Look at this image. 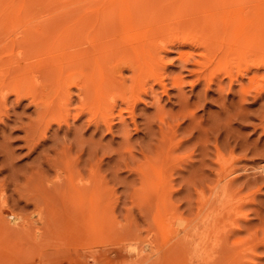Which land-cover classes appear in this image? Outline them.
<instances>
[{"label":"rangeland","instance_id":"374dc122","mask_svg":"<svg viewBox=\"0 0 264 264\" xmlns=\"http://www.w3.org/2000/svg\"><path fill=\"white\" fill-rule=\"evenodd\" d=\"M21 1L28 2L30 6L29 11L27 12L18 11V13H20V24L18 23L19 25L16 27L18 32H16L17 30L14 31L16 28H12V24L0 27V58H3V61L10 57L9 55L11 52L9 51V48L6 46V44H9L8 41L11 37L15 38L16 34L18 33L20 38L17 39V36L16 40H20L22 38V43V40L25 41V39L28 37L29 31L36 30L37 26L46 31L49 25H51V22L54 20L75 13V10L66 8L67 2L69 0ZM226 1L227 0L223 2V5L226 4ZM229 3L230 0H228L226 6ZM189 4H192V2ZM223 5L221 6L222 13L219 12L220 14H218L216 17L217 26L215 29L218 32V40L223 39V32L225 29V23L223 20L231 14V11H229L226 6L223 7ZM176 7L177 6L173 8L176 9ZM215 9L221 11L220 6L218 5L215 7ZM242 12L243 18L246 20V18L250 15L249 3L243 4ZM184 14L186 15L188 13H182L183 18H185L184 21L182 16H180L179 20L181 19V26L182 24L185 25L186 22H188V19L186 16H184ZM0 15H4L5 17L9 18H13L14 16L10 15L9 12H0ZM171 17L170 20L172 19L173 21L166 19L167 22L165 21L164 23L161 20L160 22H162V24L160 25L159 23L158 27L153 26L154 29H149L148 24H146L147 27H144V29H149L148 31L144 30L145 33L149 32L157 34L152 35V37H154L152 41V43H154L153 48L157 52H161V55L166 56L164 59V71L166 76L165 84L167 86V92L166 94L159 93L160 89H157V86H155V89L157 90L154 94L146 93V90L145 93L147 95L144 92L141 94V91L138 93L139 95L136 96V99L142 96V99L140 98L139 102L143 99L144 100L140 103L137 102V104L133 105V107L132 105L130 107L129 105L132 103L127 104V101L125 98H123L126 95L125 97L128 96L129 99L131 98V101H135V97L129 95V92H126V85L128 83V85H130V82L127 80V84H125L124 88L122 89L125 90L123 91L124 93L121 89L116 91L114 90L115 94L113 93L114 99L112 100L115 103H112L111 101L110 105L109 102V105L112 108L111 110L115 109L112 112L113 118L115 116L114 121H116L113 122L115 125V130L113 129V133L114 131L115 133L113 135L107 134L106 132L103 133L104 130H102L96 135H93L92 140L93 128L90 126L83 127L85 122V118H83L75 125L76 128L78 127L75 133L77 134L78 132L79 135H76L78 136V140L73 144V151L67 155L59 153L54 154L55 150L58 152L59 146L63 143L62 140L64 141L63 137L66 133V126L63 127L62 125V131L59 132L57 137L54 135L57 130V125L53 124L52 129L48 133L50 138L46 143V146L43 148L41 147L37 149V152H32L30 154L31 148L27 147L20 139L24 133L19 130L16 131L19 123H15L16 119L14 118L16 117L21 119V117L25 116L21 120H23L22 122L24 123L28 122L29 118H27V116H29L31 119V115H34L33 107L27 108V102H23L21 105H17L15 108L12 95L7 96L8 103H6V101L4 104L5 106L3 105L4 107H2V104L0 105V109L2 110L3 108V112H0L2 113V115L0 114V144L3 145L8 143V145L5 144L6 146L3 145L5 148L1 147L2 145H0V159L2 160L1 157L4 153L8 152L7 154L9 156V153L15 149V152H11L10 156L12 158L10 157L11 159L8 161L10 165L8 162L6 164L8 166H11L12 164L15 166L12 168L10 167L11 170L13 169L11 171L12 174L8 171V167L6 169L5 167H1L5 165H3L5 162H1L0 160V169L7 171L0 173V182L2 181L0 184L2 185L3 183L4 185H0V188L2 187L4 190L3 191L0 189V192H4V196L8 200L7 207L8 209L10 208V211L13 209L15 211L13 213L15 214L22 213V216H28V218L25 219L28 223V228H26L27 231H23L21 228H14L5 225V222L2 225L4 218H0V264H108L110 261L113 262L114 246L112 242L114 241V238H116L115 236H119L118 233L120 230L123 229L125 232H127V230L124 229H128L130 232L134 230L138 233L137 234L135 232V234L142 238H146V234L151 236L152 233L155 236L160 230L159 227L161 225V220L167 219L171 215H181L184 218H188L194 213L195 206L199 200L197 191L202 188L205 190V192H207L206 185L210 182V177H212V175L209 174V170L212 166L210 164H213L214 162L215 165L216 162L213 160L215 159L214 142L216 141H218L217 145L220 148L222 146L225 147H222L224 152L221 149L225 154H223L225 162H227L229 167L234 168L233 172L236 170L233 173V176H236L238 180L230 192V206H226V209H229L230 212V221L232 220L231 222H233L235 219L239 220L237 222H240V220H242V215L247 213L249 220H251L253 223L252 225H256L258 222H260L258 221L259 219L264 221V218H261L264 216L262 215L264 214L262 213L264 212V181H259L258 186L260 185L261 189L259 192L258 190L255 191L253 189L255 186L252 182L249 183L253 186L247 183V178L250 181L253 176V173H251L253 172L251 171V168H253V166H260L262 163H264V155H260L264 152L261 153V151H257L264 148V125H262L259 121V118H257L260 113L259 107L262 103H264V100L258 101L255 104L251 98L243 101L237 92V90H239V83L236 82L233 83L232 93H228L224 86L227 87L226 84L229 83V80L227 77H224V71H222L220 74L214 75L215 77H213V67L206 70L204 69L206 66L208 67V65L205 66L206 62L204 66H199L201 67L200 69H196L199 68L198 66L192 67V65H190L192 61L188 63V67L191 69L195 68V70H199V72L202 71L201 69H204L203 72L205 73L208 71L210 72L213 69V71L210 72L213 78L209 75V72L206 74L201 72V74H203L201 76L202 81L193 85L194 87H192V82L196 80L199 74L195 72L192 74L190 70H184L183 64L179 60L180 52L187 53L188 51L190 52L192 48L188 47L187 45L182 46L180 45L181 43L173 44L174 47L169 46V48H171L169 50L170 52H164V50L159 48L161 47L160 45L164 44L161 43L163 42V39L166 42L172 39L171 36L173 34L177 33L176 29H178L179 21L177 18V21L174 20L175 18L173 14ZM116 18V20L113 18L115 20V27L117 28L115 31L117 34H119L116 38L117 41L111 43V45L115 47V51L111 55V57L114 59L109 60L108 64L114 65V63H116V65H118L120 68L124 67V65L120 64L119 52L127 48H124L123 46H128L130 44L132 45L135 40L136 44H138L137 40L141 42V39H137L135 34H131V32H133L131 24H127V26H125L126 28L124 29L123 25H126V21H120L118 17ZM33 21H36V23H32ZM173 23H175L177 28H173L171 26H175ZM200 25L201 29L199 28V25L194 27L196 28L194 32H197L198 35L200 33L206 32V29L202 27L203 24ZM31 26H34L35 29ZM162 26L163 28L161 29ZM155 27L158 28V30H156ZM39 28L37 27V29ZM166 29L168 32H166ZM11 30L13 36L10 34ZM161 30H164V33L162 32V34H159ZM173 31L174 33H172ZM19 32H22L21 34L23 35L20 36ZM126 32L130 33V36ZM165 33H170L171 35ZM215 35L216 34L211 31L208 33V38L213 36L215 39ZM160 36L162 39L158 38ZM155 37L158 40H156ZM180 37L182 36L179 35L178 38L180 39ZM105 38L106 35L102 36V38L100 36L99 41L102 39L101 43H106V39L108 38ZM10 40V45L12 44L11 42H13L12 46L14 47V45H16L15 40ZM250 41L251 36L247 35L244 37L241 43V48L236 49L238 55L230 56L229 63L227 62L229 65L230 63L234 62V65H232V71L233 75H235V79H241L240 77H236V72L238 70L237 67H239L237 65H243V63H236L232 58L236 57L237 61L243 62V58L246 55L245 52L247 51L246 47L249 46ZM158 43L160 44L158 47H156V44ZM216 46H218V51L221 50L220 52H224L225 48L228 49L227 44L225 48L220 45ZM15 47H19L16 49V52L18 51L16 53V57L18 55L21 57L22 55L20 59L15 57L16 62L18 59L19 61L22 60V63L25 64L24 61L27 60V57H24L26 52L24 46L17 45ZM157 48H159L161 51L157 50ZM204 49L202 47L197 49V51L199 50L198 53L203 52L204 54L207 50V54L205 53L207 57L212 49L209 51L207 48L206 50ZM175 50L178 52L176 53ZM49 51L54 50L48 49L47 52ZM6 57L7 59H5ZM35 57L39 58L41 55L37 56L36 53ZM43 58L47 57L43 55ZM1 60L2 59H0V61ZM199 61L203 62V60ZM227 63L225 62L224 64L222 62L219 63V65L223 64L221 67L223 68L227 67ZM26 64H28V61ZM117 69L112 74L113 78H118L119 76L122 77L123 75L126 76L127 79L129 78L128 76L131 75H129L130 72L125 70V68H121V73L122 69H124L123 73L118 74L120 70L117 71ZM173 78L174 80L181 79L180 81L182 82V85H184L178 87L172 82L174 81ZM210 78L213 79V81H211L212 84L210 85V89H206L205 85L208 81L210 82ZM220 78L222 79L221 82H223V85L225 84L222 89H218L217 84H215L219 82ZM169 81H171V83ZM242 81L243 83H246L247 77L242 78ZM145 88H149V86H146ZM180 88L181 90H179ZM74 92L75 90L73 89L72 93ZM2 93H4V90ZM116 93L117 96H115ZM187 105L191 107V112H194V115H196V117L190 118L191 120L193 119L192 122L190 121L189 117H187V114L190 112L185 114L186 112L182 111L187 108ZM243 105L246 109L242 112L241 107L243 109ZM114 106L115 108H113ZM5 108H7L9 112ZM25 108L27 109L24 110V112L23 109ZM131 108H133L132 110L135 111L134 116L132 115L133 111L130 112ZM4 112L5 118L3 117ZM6 114L10 115V117H7ZM119 115H121V117ZM131 115L133 118H135V122L138 127L137 132L134 131V127L130 123L131 119H133ZM174 115L175 117H173ZM176 115L178 116L176 117ZM246 115L249 117L247 118ZM184 116H186L185 119L183 118ZM119 117L122 119L117 121ZM123 119L127 120V122L131 125L129 128L131 140L129 142L126 140L128 135L126 134L127 136L125 137V135L119 129L120 120ZM180 119H183L184 121L182 122ZM165 120H167L166 127L168 129H165ZM177 120H179V123ZM163 121L165 122L163 123ZM3 122L6 124L4 125ZM69 123L72 124V120H70ZM160 124L164 125V129L160 126ZM174 125H176L175 128ZM4 129L6 130L4 131ZM158 129H161L163 132H165V134H158ZM2 132H4L5 135ZM80 135L84 136L83 142H80L79 140ZM72 138L73 136L69 139H66L67 145L70 144L68 140ZM1 140L4 142H1ZM92 141L95 143L100 142V145L98 146L97 162H94L95 165L92 164L90 166L87 162L89 160L91 161L92 158L90 157V148L93 143ZM77 142L80 144V146H82L81 148ZM9 145L11 146V150ZM256 145L257 152L252 149L255 148ZM7 146L9 147L7 148ZM82 148H85V155L78 161L77 155L80 156ZM3 149H5V151H3ZM262 151H264V149H262ZM142 152L144 153L145 157H143ZM255 153L259 154V156ZM37 156H39V158H37ZM42 158L44 159L41 160ZM11 161L15 162L13 163ZM42 161L46 163L43 164ZM49 164L52 165V169L51 167L49 168ZM66 168L67 170L65 171ZM248 168L249 170H247ZM62 169L64 172L61 171ZM162 171H165V189L164 195L160 196L154 178L155 176L157 178V176H159ZM60 173L62 174L59 176V178H57V174L59 175ZM64 173H69L67 176L70 178H65L66 176H64ZM78 173H80L82 177V183L78 184L81 189H79L78 185H76V182L74 181ZM249 174L252 176H249ZM61 176H64L62 178H65L66 180L61 179ZM56 178L58 183L61 181V184L56 182ZM62 180H64V182ZM81 185H83V188ZM3 187L6 188L4 189ZM93 196L96 197L97 203L98 200L100 201V204L98 203V207L102 210L98 208L96 211L95 209L97 207L92 208L93 205L91 202V197ZM41 199L45 201V205L42 204L43 201ZM33 202L36 205L33 204ZM89 208H92V210H89ZM257 210H259L260 213H258ZM2 212L0 214H2ZM256 212L257 216H260L258 214L262 215L261 217H258V219L257 216H255ZM0 217L3 216L0 215ZM235 220L234 222L236 223ZM90 221H92V223H90ZM132 234L131 235L135 238L134 233ZM137 235L135 239H138ZM128 236H130V234H128ZM257 251H259L258 254L264 257V253H262L264 252V246L259 247ZM257 251L255 252V256H253V259L251 255L249 256V258L251 257V260L249 261L248 258L247 264H255V261L256 264H264V258H261L260 255H257ZM252 260H254V262Z\"/></svg>","mask_w":264,"mask_h":264},{"label":"bare ground","instance_id":"6f19581e","mask_svg":"<svg viewBox=\"0 0 264 264\" xmlns=\"http://www.w3.org/2000/svg\"><path fill=\"white\" fill-rule=\"evenodd\" d=\"M224 1L225 0H69L67 2L66 8L75 10V13L54 20L53 22H51V25H49L46 31L42 30V28H39V26H37L39 29H37L36 27V30H34L35 27L31 26L34 28L33 29L34 31L30 30L28 33V37L25 39V41L22 40V43H21L22 38L20 40H16L18 33L16 34V36L14 35L15 38L9 37L10 39L15 40L16 45H14L13 47L12 46L13 42H11L12 44L10 45L9 41L11 40L9 39L8 41L9 44L8 45L6 44V46L9 48V51L11 52V54L9 55L10 57L8 59L6 57L5 59L7 60L5 61H3V58H0L2 59L0 61V94L4 90V93L0 95V100L2 99L0 105L2 104V107H4L5 106L4 104L7 101V96L12 95L15 108L17 105L19 106L23 102H27L26 103L27 108L33 107L34 115L33 116L31 115L32 118L30 119V117L26 115L27 118H29V121L26 118L28 122L26 123L22 122L23 120L21 119L25 116L21 117V119L16 117L14 118L16 119L15 123H19V126L16 129V131L19 130L24 133V135L20 139L25 143L27 147L31 148L30 154L32 152L35 153L37 152V149L46 146V143L50 138L48 133L52 129L53 124L57 125L56 128L57 130L54 133V135L57 137L59 135V132L62 131V125L63 127L66 126V130H65L66 133L64 132L65 136L63 137L64 141L62 140L63 143L62 144L60 143L61 145L59 144L60 146L58 152L55 150L56 153L54 152V154L59 153V154L67 155L71 151H73L72 150L73 144L76 143V141L78 140V136L76 135H79L78 132L77 134L75 133L76 130L78 129V127L76 128L75 125L83 118H85V122L83 121L84 122L83 127L90 126L93 128L92 140H93V135H96L102 130H104L103 133L106 132L107 134L113 135L115 133V131L113 133V129L115 128L113 122H116L114 121L115 116L113 118L112 115L113 114L112 112L115 109L111 110L112 108L110 107L111 101L112 103H115L112 100L114 99L113 93L114 90L115 91L120 89L122 90L125 84H127L126 83L127 80L130 82V85H128L129 83L127 84L128 86L126 85V89H127L126 92L127 93L129 92V95L135 97L134 102L131 101L130 100L131 98L129 99L128 96L127 99V97H125L126 95L123 97L127 101V104L132 103L129 105L130 107L131 105L133 107V105L137 104V102L140 103L144 100L143 99L139 102L142 96L136 99V96H138L139 95L138 93H140L141 91H142L141 94H143V92L145 93V90L146 93L154 94L157 89H160L159 93L166 94L167 86L165 84L166 76L164 71V66H165L164 59L166 56L161 55V52H157L153 48L154 43H152V41L154 37H152V35H157V34L149 33V32L145 33L144 30L148 31L150 28L154 29L153 26L158 27L159 23L161 25L162 22L164 23L165 21L167 22L166 19L170 20L172 14L175 18L174 20H176V18L178 19L179 21L178 23L180 27L178 26V29H176L177 33L171 36L172 39L166 42L164 39L162 40L163 42L160 41L161 43L164 44H162L163 47L162 45H160L162 48L161 47L159 48L164 50V52H170L169 50L171 48H169V46L174 47L173 44L175 43H181L180 45L182 46L187 45L188 47L192 48L190 52L188 51L187 53L186 52L179 53V60L182 62L184 70H188V71L190 70L192 74L194 72L199 74L196 80L192 82L191 84L192 87H194L193 85L198 84L199 82L202 81L201 76L203 74L209 72V71L206 73L203 72L204 69L206 70L208 68L213 67L214 71L213 69L210 71V72L213 71L212 72L213 77H215L214 75L220 74L222 71H224L223 72V74L225 75L224 77H227V79L229 80L228 81L229 83L226 84L227 87H225L224 86L225 84L223 85V82H221L222 79L220 78L219 82L215 83L217 84L218 89H222L224 86V88H226V91H228V93H232L233 83L236 82L239 83V90H237V92L239 93L243 101H246L247 99L251 98L253 99V102L255 104L258 101L264 100V0H230V3L227 6L226 4L228 0L226 1V4L223 5ZM191 2L192 4H189ZM244 3H249V10H250V15L246 18V20L243 18V12H242V7ZM217 5L220 6V9L222 5L223 7L226 6L227 9L231 11V14L226 19L223 20V22L225 23V29L223 32L222 40H218L217 37L218 32L215 29L217 26L216 17L218 16V14L222 13V9L221 11L215 9ZM29 6L30 5L26 1L22 2L21 0H0V12H9L10 15H14L13 18L0 15V27L1 26L4 27L5 25L12 24L11 25L12 28L15 29L20 24L19 23L20 13H18V11L27 12L29 11ZM175 6H177L176 9L173 8ZM182 13H188L186 15L184 14V16L187 17L188 22H186L185 25L182 24L181 26L180 24L181 19L179 20V18L180 16H182L183 18ZM116 17H118L120 21H124V20L126 21L125 22L126 25H123L124 29L126 28L125 26H127V24H131L133 29L132 30L133 32H131V34L133 33L136 35L137 39H141V42L137 40L138 44H136V40L134 38L135 42L132 45L130 44L128 46H123L124 48L126 47L127 48L119 52L120 64L124 65V67H120V68L118 65H116V63H114V65L108 64L109 60L114 59L113 57H111V55L115 51L114 50L115 47L111 45V43L117 41L116 38L117 35L119 34V33L117 34V32L115 31L117 30V28L115 27L116 25L114 24L115 20L117 19ZM113 18L116 19L114 20ZM161 20L162 22H160ZM184 20L185 18H183V21ZM34 22L36 23V21H33L32 23ZM146 24L149 25L148 30L144 29V27H147ZM173 24L175 25V23ZM200 24H203L202 27L206 29V32L200 33L198 35L197 32L196 33L194 32L196 30V28L194 27L196 25H199L200 26L199 28L201 29ZM171 26L173 28H177L176 25L175 26L171 25ZM162 28L163 26L161 27V29ZM16 30L17 28L14 31ZM156 30H158V28H156ZM211 31L214 34H216L215 39L213 38V36H210L208 38V33ZM16 32H18V30ZM156 32H160V31H156ZM162 32L164 33V30L163 31L161 30L159 34H162ZM166 32H168L167 29ZM19 33L20 36L23 35L21 34L22 32ZM172 33H174V31ZM10 34L12 35V30ZM127 34L129 35L130 33ZM99 35L101 36V38L102 36L106 35V38H108V39L105 38L106 43L105 42L101 43L102 39L101 41H99L100 40ZM179 35L182 36L180 37V39L178 38ZM247 35L251 36V41L249 46L246 47L247 51L245 52L246 55L243 58V62L237 61L236 57L232 58L233 61H235L236 63H243V65H237L239 67H237L238 70L236 72L237 75L236 77H240L241 79L239 80L238 78L235 79L234 78L235 75H233L232 65H234V62L230 63V65L228 63L230 60V56L238 55L236 49L241 48V43L243 41V38L246 37ZM19 38L20 37L18 36L17 39ZM158 38L162 39L161 36ZM156 40L158 39L156 38ZM159 44L160 43L156 44L157 45L156 47H158ZM226 44L228 45V49L225 48ZM17 45L24 46L25 48L26 52L24 57H27L26 58L27 60L24 61L25 64L22 63V60L20 61L18 60L22 57V55L21 57H19V55L16 57V53L18 52V51L16 52V49L19 48V47H15ZM216 45L223 46L225 48V51L224 52H220L221 50L218 51L217 49L218 46ZM202 47L203 49L205 48L204 50H206L207 48L208 51L212 49L210 53L207 55V57H206L207 50L205 51L206 54L205 53L203 54V52L198 53L199 50L197 51V49ZM159 48H157V50L161 51ZM48 49L54 51L47 52ZM177 52L178 51H176V53ZM36 53L37 56L41 55L42 58L35 57ZM43 55L47 58H43ZM15 57L18 58L17 62ZM199 60H203V62ZM27 61L28 64H26ZM189 62H191L190 65H192V67L204 66L206 62L205 66L208 65V67L206 66V68L201 69L202 70L201 72H203V74H201L199 70H195V68L191 69L190 67H188ZM222 62L224 64L225 62L226 63L228 62L226 65L227 67L221 68L223 64L219 65V63ZM121 68H125V70L130 72L129 75L130 74L131 75L128 76L129 78L126 79V76L123 75H122L123 78L120 77L119 75H117L119 76L118 78L112 77L114 71L116 69L117 71H119ZM200 68L201 67L196 69H200ZM123 70L124 69H122V73ZM210 72L209 75L211 76ZM120 73L121 70L118 72V74ZM244 77H247L246 83H243L242 81V78ZM212 78H210L211 80L209 79L210 82L208 81L206 83L205 85L206 89L207 88L210 89V85L212 84L211 81H213ZM180 80L177 79L174 80L175 82L174 81L172 82L175 83V85H177L178 87H180L182 85V82ZM169 82L171 83V81ZM146 86H149V88H145ZM155 86H157L158 88L155 89ZM71 89L72 92L73 89L75 90V92L72 93ZM179 90H181V88ZM123 91L125 90H122V92ZM115 96H117V93ZM122 102L124 104L123 99ZM6 103H8V101ZM186 107L187 108L182 111L186 112L185 114H187V112L192 113L190 110L191 107H189L188 105ZM27 108L23 109V111L26 110ZM113 108H115V106ZM259 108H260V113L257 118H259L260 123L264 125V103H262ZM5 109L8 111L7 108ZM132 109L133 108H131L130 112L133 111L132 115L134 116L135 111ZM245 109L246 108L243 105V109L241 107L242 112ZM2 110L0 109V112ZM5 112L3 114L4 118H5ZM190 113L187 114V117H189V119L196 117V115H194V112L192 113L193 115ZM0 114L2 115V113ZM10 115H7V117L8 116L10 117ZM119 116L121 117V115ZM177 116L178 115H176V117ZM120 117L117 119V121L119 119H122ZM173 117H175V115ZM185 117L186 116H184L183 118L185 119ZM133 119H131L130 123L134 127V131L137 132L138 127L136 125L135 118ZM70 120H72V124L69 123ZM124 120L125 119L120 120L119 129L125 135V137L128 135L126 137V140L129 142L131 140L129 135L130 133L129 128L131 125L127 122V120L125 121ZM180 120L182 122L184 121L183 119ZM192 120L190 119L191 122ZM165 121L166 123H164ZM165 121H163V123L166 127L167 120ZM177 122L179 123V120H177ZM3 124L5 125L6 123L3 122ZM161 124L160 126L164 129L163 127L164 125ZM175 126L176 125H174V128ZM165 129L168 128L166 127ZM5 130L6 129H4V131ZM2 133L5 135L4 132ZM158 134L163 135L165 134V132H163L161 129H158ZM72 136L73 138L68 140L70 144L67 145L66 139H69ZM83 137H84L83 135H80L79 137L80 142H83ZM1 142L4 141L1 140ZM78 142L77 144H79ZM217 142L218 141L214 142L215 159L213 160L216 161L215 165L214 162L213 164L210 162L211 163L210 165H212L213 167L211 166L209 170L210 171L209 174L212 175V177H210V182L207 183L206 185L207 192H205V190L202 188L199 191H197L199 195V200L195 206L194 213L191 214V216L188 218H184L181 215L180 216L171 215L167 219L161 220V225L159 227L160 230L155 236L152 233L151 236L146 234V238H142L138 236L137 235L138 233L132 229H130L132 230L131 232L128 229H124L127 230V232L123 231V229L120 230V232L118 231L119 236H115L116 238H114V241L112 240L114 246L113 248L114 259L113 262L110 261L108 264H168V263L169 264H180V263L181 264H247L248 263L247 259L249 258L250 255L253 259V256H255L256 254L255 252L257 251V249L259 247L264 246V221L259 219L258 221L260 222H258L256 225H252L253 223L251 220H249V216L247 215L248 213L242 215L241 218L242 220H240V222H237L239 220H235V219L234 220L236 221V223L234 222V220L233 222H231L232 220L230 221V216H229L230 212L229 209H226V206L230 204L231 201L230 192L232 191L234 184L238 180L236 176L235 177L233 176L234 175L233 173L236 170L233 172L234 168L229 167L227 162H225L224 159L225 154L223 153L224 150L222 148L224 146L220 148L217 145ZM5 144L8 145V143ZM5 144L3 145L6 146ZM3 145L1 147H4ZM99 145L100 142L99 143L93 142L91 145L90 157L92 158L91 161L89 160L87 162L88 165L90 166L92 164L95 165L94 162H97ZM9 146H7V148ZM81 147L82 146H80V148ZM256 148L257 145L255 146V148L252 149H254L255 152L257 151H261V153L264 152L262 151V149L264 148H262L261 150H257ZM221 149L223 150V152ZM10 150H11V146H10ZM3 151H5V149H3ZM11 152L9 153V156L7 154L8 152L4 153L3 156L1 157L2 160L1 159L0 160L1 162L3 161L5 162L3 163V165L4 164L5 165L1 167H5V169L8 167V171L12 174L11 171L13 169L11 170V168L14 165L13 164L11 166L6 165L7 162L12 158L10 156ZM84 155H85V148H82L80 156L77 155L78 161ZM142 155L143 157H145L143 152ZM257 155L259 156V154ZM260 155H264V153ZM37 158H39V156H37ZM43 159L44 158H42L41 160ZM11 162L14 163L15 161H11ZM44 163L46 162H43V164ZM8 164L10 165L9 162ZM48 166L49 168L51 167L52 169V165L49 164ZM249 168L247 170H249ZM251 169H252L251 171H253L251 172L253 173V176L249 174V176L250 175L252 176V179H250L249 181V179L247 178L248 180L247 183L252 182L256 188L253 189L255 191L258 190L259 192L261 190L260 185L258 186L259 181L261 180L264 181V163H262L260 166L257 167L253 166V168ZM66 170L67 168L65 169V171ZM61 171L64 172L63 169ZM3 172H7V171H4V169H0V173ZM61 174L62 173H60L59 175L57 174V178H59ZM68 174L66 173L64 176H66L65 178L69 179L70 177L67 176ZM164 175H165V171H162L161 174L157 176V178L156 176L154 178L160 196L164 195V189H165ZM64 176H61L60 178L66 180L65 178H62ZM57 178H56V182H57ZM64 180L62 181L64 182ZM74 181L76 182V185L82 183V177L80 173H78ZM60 182L57 183L61 184ZM81 186L83 188V185ZM78 187L79 189H81L79 185ZM0 189L3 190L2 187ZM3 191L0 192L1 193L0 209L3 210V212L2 210H0V213L2 212V214L0 215L3 216L0 218H4L5 220L2 221V225L5 222L6 223L5 225L14 228H21L23 231H27L26 228H28V223L26 222L25 219H27L28 216L25 215L22 216V213L20 212H19L20 214H15L13 213L15 212L13 209L12 211H10V208L8 209L7 207L8 200L4 196ZM91 199L93 205L91 206L92 208L97 207L95 209L97 211L99 208L98 205L100 204L99 203L100 201L97 199L99 203L98 204L96 202L95 196L91 197ZM41 200L43 201V203L42 202L40 203L45 205L44 204L45 201L43 199ZM33 204L35 203L33 202ZM92 208H89V210L90 209L92 210ZM257 211L258 213H260L259 210ZM258 215L260 216H257V212H256L255 216H257V219L258 217H261L264 214L262 215L258 214ZM261 218H264V216H262ZM90 223H92V221H90ZM226 226L229 228H227ZM135 232L137 234H135ZM127 233L130 234V236H128ZM132 233H134L135 238L137 235L138 239H135L132 236L133 235ZM126 235L129 238H127ZM259 251H257V255H260L258 254ZM250 258L248 259L249 261L251 260ZM261 258L264 257L261 256ZM252 261L254 262V260Z\"/></svg>","mask_w":264,"mask_h":264}]
</instances>
